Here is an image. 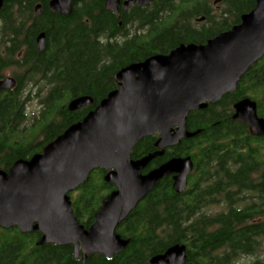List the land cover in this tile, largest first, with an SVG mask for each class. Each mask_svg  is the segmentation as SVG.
<instances>
[{
  "label": "trees",
  "instance_id": "obj_1",
  "mask_svg": "<svg viewBox=\"0 0 264 264\" xmlns=\"http://www.w3.org/2000/svg\"><path fill=\"white\" fill-rule=\"evenodd\" d=\"M50 0H5L0 12V80L11 75L14 90L0 92V170L29 160L82 121L119 88L117 74L154 55L185 44H206L231 30L256 7L255 0H155L118 13L106 0H76L71 16L54 13ZM41 5L40 14L35 13ZM46 34L47 49L37 38ZM89 96L94 104L76 112L69 103ZM246 98L264 117V56L242 77L238 90L215 105L188 115L198 133L149 169L174 157H192L194 171L182 194L165 178L119 227L127 249L111 258L92 255L87 264H151L170 247L185 244L188 264H264V139L233 120L234 105ZM36 102L37 110L29 112ZM158 136L139 142L132 159L156 152ZM94 171L70 194L86 229L113 190ZM40 232L0 227V264H82L73 246H38ZM251 259V261H250Z\"/></svg>",
  "mask_w": 264,
  "mask_h": 264
},
{
  "label": "water",
  "instance_id": "obj_2",
  "mask_svg": "<svg viewBox=\"0 0 264 264\" xmlns=\"http://www.w3.org/2000/svg\"><path fill=\"white\" fill-rule=\"evenodd\" d=\"M76 0H50L57 15L71 16ZM155 0H127L124 9L149 6ZM241 18V23L206 44L181 45L167 55H154L117 74L119 88L111 92L82 121L69 127L31 159H20L0 170V227L22 233L40 232L38 246H73L82 264L92 255L114 257L130 241L118 234L121 224L163 179L173 176L177 194L186 191L194 171L192 157H175L148 173L144 171L166 149L197 136L188 130V115L218 104L238 90L242 77L264 56V0ZM5 0H0V12ZM121 0H106V9L118 13ZM37 5L35 13L41 12ZM39 52L47 49L46 34L37 38ZM17 80H0V92L14 90ZM94 104L89 96L69 103L76 112ZM233 119L264 138V117L251 98L234 105ZM158 135L157 152L139 160L132 152L142 140ZM99 169L114 190L102 201L89 229L76 216L70 194L86 184ZM151 264H188L185 244L170 247Z\"/></svg>",
  "mask_w": 264,
  "mask_h": 264
},
{
  "label": "flooded vegetation",
  "instance_id": "obj_3",
  "mask_svg": "<svg viewBox=\"0 0 264 264\" xmlns=\"http://www.w3.org/2000/svg\"><path fill=\"white\" fill-rule=\"evenodd\" d=\"M125 1H127V0H121V5H120V7H119V11H120L121 9H123L124 11H127V10L130 9V8L127 9V10L124 9L123 4H124ZM75 2H76V1H75ZM75 2H74V4H75ZM153 2H154V1H153ZM153 2H152V3H153ZM152 3H151V4H152ZM74 4H73V9H74ZM151 4H150V5H151ZM150 5H149V6H150ZM134 6H138V5H134ZM132 7H133V6H132ZM132 7H131V8H132ZM147 7H148V6H147ZM139 8H140V7H139ZM144 8H145V7H144ZM60 16H66V15H60ZM6 76H11V75L8 74V75H6ZM6 76H5V77H6ZM5 77H4V78H5ZM12 77H13V76H12ZM2 79H3V78H2ZM15 79H16V78H15ZM233 116H234V115H233ZM260 117H261V116H260ZM233 120H234V119H233ZM247 126H248V125H247ZM248 127H249V126H248ZM249 131H250V127H249ZM250 134H251V133H250ZM155 136H158V135H155ZM251 136H252V135H251ZM252 137H253V136H252ZM254 138L257 139V137H254ZM158 139H159V136H158ZM263 139H264V138H263ZM155 145H156V144H155ZM178 147H179V146H178ZM175 148H177V147H175ZM155 149H156V147H155ZM170 149H174V148H168V149H166V151H167V150H170ZM156 152H157V149H156ZM154 153H155V152H154ZM165 153H166V152H165ZM164 155H165V154H164ZM163 157H164V156H163ZM159 158H161V157H159ZM174 158H175V157H174ZM172 159H173V158H172ZM133 160H134V159H133ZM154 160H156V159H154ZM154 160H153V161H154ZM170 160H171V159H170ZM153 161H152V163H153ZM168 161H169V160H168ZM152 163H151V164H152ZM165 163H166V162H165ZM151 164H150V166H151ZM163 164H164V163H163ZM150 166H149V167H150ZM160 166H161V165H160ZM149 167L144 171V173H148L149 171H151V170H149L148 172H146V171L149 169ZM157 168H158V167H157ZM154 169H155V168H154ZM103 170H104V169H103ZM152 170H153V169H152ZM107 173H108V171H107ZM191 175H192V174H191ZM170 177L173 178V176H170ZM190 177H191V176H190ZM190 177H189V180H190ZM168 178H169V177H168ZM106 197H107V196H106ZM106 197H105V198H106ZM124 222H125V221H124ZM124 222H123V223H124ZM123 223H122V224H123ZM122 224H121V225H122ZM55 245H56V244H55ZM187 248H188V247H187Z\"/></svg>",
  "mask_w": 264,
  "mask_h": 264
},
{
  "label": "rangeland",
  "instance_id": "obj_4",
  "mask_svg": "<svg viewBox=\"0 0 264 264\" xmlns=\"http://www.w3.org/2000/svg\"><path fill=\"white\" fill-rule=\"evenodd\" d=\"M32 103H33V104H30L29 112H31L33 109H34V110H37V108H38V107H37L38 105L36 104V102H32ZM36 105H37V106H36ZM250 261H251V259H250Z\"/></svg>",
  "mask_w": 264,
  "mask_h": 264
}]
</instances>
